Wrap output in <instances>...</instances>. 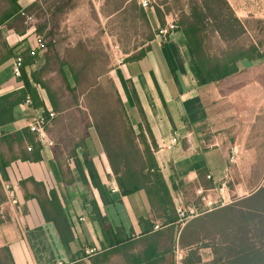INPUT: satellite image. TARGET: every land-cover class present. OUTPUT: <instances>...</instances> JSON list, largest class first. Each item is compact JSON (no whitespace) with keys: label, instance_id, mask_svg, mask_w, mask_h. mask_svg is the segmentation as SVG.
<instances>
[{"label":"crops","instance_id":"1","mask_svg":"<svg viewBox=\"0 0 264 264\" xmlns=\"http://www.w3.org/2000/svg\"><path fill=\"white\" fill-rule=\"evenodd\" d=\"M74 1L18 0L20 9L2 17L6 3L0 0V96L24 86L21 74L15 76L12 71L15 57L21 56L23 64L20 70L36 87L43 102V106L34 107L26 97L25 101L14 107L13 121L0 126V135L1 132L4 136L27 127L44 110L54 113L46 125L47 138L51 143H40L39 160L20 158L24 154L23 143H13L10 149L0 141V156L9 159L3 182H7L15 191L14 202H8L5 196L0 203V248H8L13 264H125V254H109L104 258L98 254L107 250L108 246L92 213V200L96 201L110 224L122 228L123 236L128 234L131 240L141 239L147 232L145 228L151 224L142 221L151 215L144 192L122 195L117 187L96 130V121L83 106L84 96L80 88L85 83H81L76 91H69L76 86L70 69L80 66L82 58H89L87 67L93 73L90 78L94 85H101L102 78L112 80L134 127L140 121L131 86L135 89L157 144L154 151L156 161L175 206L201 204L198 201L201 200L199 193L210 199L220 193L224 198L226 194V182L231 178L229 169L232 166L224 139L218 133L222 120L228 116L220 107L223 100L236 102L237 135H249L256 124L257 114L264 115V56L250 62L240 61L238 72L224 80L204 83L181 32L174 30L165 40L155 36L149 43L150 51L140 60L122 61L112 67L109 38L107 45H101L90 32L79 31L89 24L87 22L91 17L86 12L84 23L75 18L72 11L79 6ZM109 1L88 0L87 8L94 13L95 24L101 16L109 19L115 15ZM227 1L244 24L250 18L264 19V0ZM34 3L36 6L32 7ZM76 12H81V9ZM149 19L152 27L158 28L152 10L149 11ZM63 28L68 32L63 33ZM39 34L45 36L47 50L55 59L47 62V51L29 55L34 38ZM261 52L264 55V44ZM44 65H47L48 71L38 75ZM96 65L103 66L97 74L94 73L98 70ZM32 73L37 74L43 85L32 82ZM233 76H236V88L223 93V83ZM50 95L57 104V111L52 109ZM73 98H77V105ZM238 143L240 141L236 136V145ZM87 162L92 163L102 191L92 184L85 164ZM233 190L234 187L228 189V193ZM53 196L60 201L66 222L74 233L68 245L61 242L56 226L44 216L38 202V199L49 201ZM103 200H107V203L103 204ZM161 221L162 218H155L151 232L156 230L154 225L161 224ZM181 227L173 230L172 238L178 247ZM162 228L166 229L167 226ZM183 242L186 247L182 251L176 249L181 253V258L177 259L175 254V264H183L182 256L196 248L200 262L192 261L189 264H207L211 261L212 251L202 246L200 239L189 244L183 237ZM160 245L158 243L155 248L159 250ZM143 247L140 242L134 251L138 252ZM203 249H209L210 255L204 257ZM169 258L173 260L171 254ZM151 262L159 264L154 260Z\"/></svg>","mask_w":264,"mask_h":264},{"label":"trees","instance_id":"2","mask_svg":"<svg viewBox=\"0 0 264 264\" xmlns=\"http://www.w3.org/2000/svg\"><path fill=\"white\" fill-rule=\"evenodd\" d=\"M116 1L113 14L120 15L123 20L140 19L148 32L145 37L146 44H141V47L131 52L123 59L124 62L138 61L150 51L149 43L156 36L157 28L152 27L149 10L153 11L158 27L165 25L167 14H176L175 30L181 32L204 83L224 80L238 72L240 61L250 62L264 56L261 52L264 40L240 43V39L247 33V27L237 18L227 0H158L159 3H150L146 9L141 7L137 0ZM5 3L6 9L2 17H7L20 9L18 0H5ZM35 6L34 3L32 7ZM258 22L261 23V20ZM214 38L217 39V46L212 51L210 43ZM47 49L48 47L46 48L48 52ZM55 58L48 52L47 62ZM88 60L89 58L84 57L79 67H71V75L76 86L69 91L74 92L81 83H85L82 89L80 88L84 96L83 103L96 121V130L120 193L128 195L143 191L151 209L149 219H142L144 223H151L145 228L147 232L140 237L141 239L131 240L128 234L123 236L122 228L113 227L110 224L107 216L101 213L96 201L92 200L90 204L92 213L98 221L108 246L107 250L98 253L100 257H108L109 254H125V264L141 262L153 264L151 262L153 260L154 263L159 264H175L176 249L182 251V248L186 247L183 242L184 237L189 244L196 243L200 239L202 246L211 249L213 256L207 264H264V184L247 196L203 212L181 225L170 189L154 155L157 144L135 89L131 86L135 109L140 118L136 127L132 125L112 80L108 78L105 88H102L100 84L94 85L90 78L93 73L87 67ZM47 71V65H44L38 75ZM60 72L63 73L61 69ZM21 76L24 81L22 88L0 96V126L13 121L14 107L25 101L26 97L30 99L32 106H43L36 87L31 84L29 78L25 77L23 70ZM31 78L32 82L43 85L36 73H32ZM49 98L52 109L57 111V104L51 95ZM73 100L77 105V98ZM43 114H47V111L44 110ZM0 141L5 142L10 149L13 143L18 145L23 143L22 153L24 154L21 155V159L37 161L41 158V144L28 126L4 136L1 132ZM8 163V158L0 156V203L5 200L2 182L6 179L5 166ZM85 164L92 184L102 191V185L92 163ZM38 202L44 216L52 220L56 226L61 242L68 245L73 240L74 233L66 222L67 219L58 198L53 196L49 201L38 199ZM102 202L105 204L107 200ZM223 209L236 211L234 219L236 226L235 223H230L223 228L220 220L215 219L210 222L206 219L208 215ZM156 217L162 218V221L159 227L151 232L150 229ZM164 226L167 228L163 229ZM175 227H181L178 238L180 248L175 245V239L172 238ZM140 242L144 247L135 252L134 249ZM158 243H161L159 250L155 248ZM0 252L2 253L0 264H13L7 247L0 248ZM170 254L173 257L172 261L169 258ZM192 261L200 262L197 248L190 249L181 259L183 264H189Z\"/></svg>","mask_w":264,"mask_h":264},{"label":"rangeland","instance_id":"3","mask_svg":"<svg viewBox=\"0 0 264 264\" xmlns=\"http://www.w3.org/2000/svg\"><path fill=\"white\" fill-rule=\"evenodd\" d=\"M109 2L114 6L115 2L117 1L110 0ZM73 3L75 5L78 4L79 7L77 9H81V12L78 13L76 12L77 9L72 11V14L75 18L79 20L81 19L84 23L87 17L85 15L86 12L91 17L87 22L89 24L86 23L87 25H84L81 29H79V31L90 32L91 35H94L93 37H95L97 42L101 43V45H107V37L109 38L113 54L112 67L116 66L119 63V60L124 59L131 52H134L136 49L141 47V44L145 43V37L148 32L140 19L123 20V17L121 18L120 15H114L109 19H105L104 16H101L100 18H97V23L95 24L93 21L94 13L88 11L87 8V6H89L88 0H75ZM151 3L156 4L159 3V1L151 0ZM174 19H176L175 13L167 14L165 16V25L167 24V22H170ZM258 20L259 19L255 18H250L247 20L245 24L247 27V33L240 39L241 44H247L251 41L264 40V19L261 20V23L258 22ZM63 29V33L68 32L67 29ZM39 35L43 37L42 34ZM43 39L45 41L46 47H48L45 36L43 37ZM210 46L212 48V51L216 49V38L212 40ZM97 53L99 54L98 51ZM98 57L100 58V54ZM96 67L98 70L94 71L95 74L101 72L99 69H102L103 66L96 65ZM108 78L109 77L102 78V88H105L104 86H106ZM223 85H225V88H222L221 91L226 94L229 93L231 90L236 88V76H233L232 78L230 77L228 82H224ZM233 98H236V96ZM220 107L222 108V112L228 114V116L225 120H222L220 124L222 126L218 128L220 130L218 131V133L219 136L223 137L224 139V145L227 147L228 153L230 154V165L232 166L229 169L231 178H228V182H226L227 189H225L224 193L226 194L224 195L223 199V202L227 204L232 202V200L235 198L247 196L252 189L254 190L257 186L264 184V115L262 113L257 114L256 124L254 128L249 131V135H237L236 102H233L232 99L223 100ZM86 111H88V109H86ZM236 136L240 141V143H238L237 145ZM233 187V192L229 194L228 189H231ZM212 200H217L216 204H219L221 202L220 200H222L221 193L216 195ZM198 201L201 202L202 200L199 199ZM195 206L199 209H203L205 207L203 204H196ZM235 218L236 211L229 209L217 211L213 215H208L206 217V219L210 222L214 221L215 219L220 220V225L223 228H225L230 223L234 224ZM202 253L204 254V257H207L208 255H210V250L203 249Z\"/></svg>","mask_w":264,"mask_h":264},{"label":"built area","instance_id":"4","mask_svg":"<svg viewBox=\"0 0 264 264\" xmlns=\"http://www.w3.org/2000/svg\"><path fill=\"white\" fill-rule=\"evenodd\" d=\"M139 5L143 7L144 9L148 8L150 6L151 0H137ZM176 24L174 20L167 22L166 25L163 27H158L156 36L162 38L165 40L168 34L172 33L176 29ZM46 45L43 37L41 35H36L34 38V44L32 45L31 49L29 50V54L32 56H35L38 51H46ZM123 59L119 60V63H121ZM22 57L21 56H16L13 64H12V71L15 76H20L21 74V66H22ZM28 99V98H27ZM29 100V99H28ZM54 116V113L52 111H48L47 114H39L36 117H34L29 123L28 127L31 131H33L36 134V138L40 143H44L48 141L47 138V133H46V125L48 121ZM51 143L50 141H48ZM30 148V147H28ZM2 187L6 196V199L8 202H14V195L15 191L12 186L7 184V182H2ZM199 193V192H198ZM201 195V204H203L205 207L203 209L197 208L195 205H190V206H184V205H176L175 206V211L177 214L178 221L183 225L185 222L190 220L191 218L205 212L208 210H211L216 207H220L225 205L223 202V196L221 202L219 204L217 203V200H212L202 193H199ZM207 206V207H206ZM159 225L155 224L154 228H158ZM91 251V250H90ZM93 251V250H92ZM89 252V251H87ZM176 258H181V253L176 252Z\"/></svg>","mask_w":264,"mask_h":264}]
</instances>
